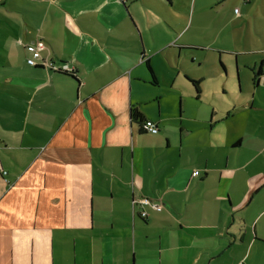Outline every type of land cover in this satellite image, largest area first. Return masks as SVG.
<instances>
[{"label": "crops", "instance_id": "obj_1", "mask_svg": "<svg viewBox=\"0 0 264 264\" xmlns=\"http://www.w3.org/2000/svg\"><path fill=\"white\" fill-rule=\"evenodd\" d=\"M207 53L251 96L176 109ZM0 264H264V0H0Z\"/></svg>", "mask_w": 264, "mask_h": 264}, {"label": "rangeland", "instance_id": "obj_2", "mask_svg": "<svg viewBox=\"0 0 264 264\" xmlns=\"http://www.w3.org/2000/svg\"><path fill=\"white\" fill-rule=\"evenodd\" d=\"M237 9H241V5H236ZM192 53V52H191ZM206 62L200 65L198 61L192 59L186 64L187 70L193 76L196 74H203V84L201 96L197 99L193 92V85L190 80H187L184 76L178 77L176 73H173V78L168 77L167 83L162 81L159 85V91L164 95L165 93H171L169 88H174L177 94V103L175 108L179 110V97L183 96V109L185 112H190L193 107H205L209 105H216L217 107L224 106L226 104H234L235 101L245 99L251 96V91L254 88L253 82L250 78L251 73L247 71L243 74V79H240L237 65L233 58L221 60L218 56H211L207 53ZM231 57V56H229ZM172 72L176 70L175 66H169ZM172 95H167L166 101H170ZM159 129V127H158ZM158 133V132H157ZM156 134V133H155Z\"/></svg>", "mask_w": 264, "mask_h": 264}, {"label": "built area", "instance_id": "obj_3", "mask_svg": "<svg viewBox=\"0 0 264 264\" xmlns=\"http://www.w3.org/2000/svg\"><path fill=\"white\" fill-rule=\"evenodd\" d=\"M238 9H235V12H237ZM43 48V44L40 41H37L36 44H27L26 45V49L29 52V57H27V63L31 66H37L39 64H46L45 62H43V58L41 55V50ZM53 69L57 70V71H64L67 73H73V69L71 67H69L68 65H54L52 66ZM142 128L144 131L151 133V134H155L159 131L158 129V124L151 121V120H146L143 122L142 124ZM133 209L135 210L138 206H152L153 208H155L156 210H161L162 209V203H158V202H154L151 201L148 198H141V199H137V200H133ZM139 214L142 217H145L147 215V212L145 210H142L139 212Z\"/></svg>", "mask_w": 264, "mask_h": 264}, {"label": "trees", "instance_id": "obj_4", "mask_svg": "<svg viewBox=\"0 0 264 264\" xmlns=\"http://www.w3.org/2000/svg\"><path fill=\"white\" fill-rule=\"evenodd\" d=\"M148 70H149V72L150 73H152V67H151V65L148 63ZM70 75H72V74H70ZM191 82H192V85H193V87H194V89H195V92H196V94H199L200 93V85H201V80H196V79H191ZM133 118L134 119H136V118H138L139 120H141V118H140V116L135 112V113H133ZM163 205V204H162ZM162 209H163V206H162ZM161 209V210H162ZM161 210H158V211H161ZM140 215V214H139ZM141 216V215H140ZM142 217V216H141ZM147 217V215L145 216V217H143V218H146Z\"/></svg>", "mask_w": 264, "mask_h": 264}]
</instances>
